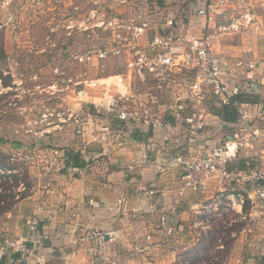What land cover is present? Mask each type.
Segmentation results:
<instances>
[{"label": "rangeland", "instance_id": "1", "mask_svg": "<svg viewBox=\"0 0 264 264\" xmlns=\"http://www.w3.org/2000/svg\"><path fill=\"white\" fill-rule=\"evenodd\" d=\"M157 1L0 0L4 27L0 30L4 37L0 71L13 78L12 87L0 89V94L9 93L0 99V151L19 167L28 166L32 190L53 182L49 171L60 166L58 155L82 146V131L88 132L89 125L101 126L109 101L117 110L143 104L164 115L161 104H167L172 86L161 93L156 80L146 73L143 81L136 61L141 54L149 59L158 56L159 48L151 46L156 38L164 40L160 46L169 38L172 43L186 38L183 25L198 32L201 25L196 10L203 0H162L163 6ZM170 20L175 25L171 34ZM221 22L228 25L230 19ZM252 32L230 31L218 43L222 60L228 69L237 68V79L242 82L249 79L243 81L239 75L249 72L237 63L264 59L262 34ZM120 93L142 96L129 97L123 104ZM95 105L99 112L92 118L79 110ZM226 218L234 216L228 213ZM219 219L223 217L216 221ZM224 260L217 262L225 264L227 258Z\"/></svg>", "mask_w": 264, "mask_h": 264}, {"label": "crops", "instance_id": "2", "mask_svg": "<svg viewBox=\"0 0 264 264\" xmlns=\"http://www.w3.org/2000/svg\"><path fill=\"white\" fill-rule=\"evenodd\" d=\"M252 4L264 21V0H253ZM252 33L262 34L264 46V29ZM250 47L255 51L253 45ZM230 61L234 63L236 58ZM239 77L243 81H253L251 86L255 95L250 96V100L259 101L264 93V71L243 73ZM168 98L167 101L172 103L174 93ZM109 104L115 108L111 101L105 105L107 111L103 113L101 126L98 123L89 125L88 132L82 131L84 136L79 141L82 146L65 149L59 154L60 166L49 171L53 173V182L41 187L39 184L29 197L21 200L11 213L0 219V264H103L87 253L88 244L77 247L72 243L85 229L93 227L101 228L117 238L110 248L115 264H181V255L196 245L206 232L199 225L203 214H195L193 208L198 203L209 205L213 194L219 191H223V198L231 203L229 213L234 218L229 220L230 226L239 222L242 224L239 232L232 233L234 242L225 264H264V222L260 217L249 218L257 202L250 185L228 184L220 188L210 182L206 195L178 197L176 191L181 185L183 167L168 164L178 154L194 157L198 152H204V147L200 148L199 142L193 144L184 138V134L179 135L186 126L183 124L180 129L169 115H163V118L171 121L172 129L154 131L143 122H121L118 119L119 109H111ZM240 108L227 107L225 117L224 108L208 106L210 125L204 138L211 145L210 149L221 146L233 137L238 128L226 127L219 131L218 124L223 116L227 122L238 123ZM79 110L87 112L91 118L99 112L96 105L80 107ZM97 127L100 132L96 130ZM172 137H180L181 145L171 150ZM260 150L264 162V144ZM69 152H72L71 162L67 161ZM74 158L80 164H75ZM142 187L155 188L163 196L148 197L144 195ZM238 193L249 196L246 213L244 204L236 198ZM152 205L165 207L170 212V226L175 229L170 237L158 229L157 220L150 214L149 223L139 219L137 212L146 214ZM39 208L42 210L39 211ZM30 218L36 221V234L30 233L26 226ZM148 234L154 242L166 240L169 244L159 251L136 252V245ZM38 240L41 242L38 243ZM12 241L24 243L30 250L29 255L23 258L16 253L10 246Z\"/></svg>", "mask_w": 264, "mask_h": 264}, {"label": "built area", "instance_id": "3", "mask_svg": "<svg viewBox=\"0 0 264 264\" xmlns=\"http://www.w3.org/2000/svg\"><path fill=\"white\" fill-rule=\"evenodd\" d=\"M252 2L253 0H203L196 10L201 25L198 32H191V25H183L181 30L186 31V38H181L175 43H172V39L169 38V41H165V47L160 46L164 40L156 38L151 46L159 48L158 56L149 59L145 54H141L136 64L138 74L143 81L146 80V77L144 78L146 73L150 79L156 80L161 93L166 92V86H172L175 97L172 103L161 104V107L165 108L163 109L164 115L172 117L180 129L184 124L186 129H182L179 135L184 134V138H188L193 144L199 142L200 148L205 149L204 152H198L194 157L178 154L168 164L171 167H183L181 185L176 195L181 198L189 194L206 195L210 190V182L220 188L228 184H249L251 193L257 201L249 218L260 217L264 222V162L260 150L261 145L264 144V93L259 101L250 100V96L255 95L251 82L239 81L236 74L237 68L228 69L226 62L222 60L221 53L218 52V43L227 32L242 29L247 32H257L264 29V21ZM227 12H231L232 17L227 18ZM227 19H230L228 25L221 22ZM168 26L170 34L173 33L174 21L170 20ZM237 66H244L248 72L264 71V59H253L247 63L239 61ZM146 95L152 97L151 93ZM141 96L134 94L128 96L120 93L118 99L124 104L130 98ZM237 97H242L243 101L236 100ZM211 103L222 110L230 106L242 108L239 111L240 121L238 123L227 122L223 120V117L220 119L219 131L226 127L238 129L231 139L213 149H210L211 145L204 138L210 125L208 124L210 116L208 106L210 107ZM118 119L126 124L130 122L149 124L154 131L172 129L171 121L164 119L150 106L143 104H135L132 110L120 108ZM180 145V137L173 138L170 145L171 150L177 149ZM55 154L58 155V152L56 151ZM239 160L244 161L243 169H240L238 165L232 166ZM141 190L148 197L163 196L155 188L142 187ZM247 197L249 196L243 193L236 194L241 204L246 202ZM222 205L223 191H219L213 194L209 205L205 202L198 203L197 208H193L195 214L207 216L199 223L202 229L206 230L211 227V216L222 217L223 214L232 210L229 201L220 208ZM137 213L139 219L147 223L150 222L148 215L150 214L157 220L158 229L165 232L167 237L175 232V229L170 226V212L165 207L158 208L152 205L146 214ZM26 226L30 233H37V224L32 218L26 221ZM116 241L117 238L113 234L93 227L85 229L72 243L77 247L88 244L87 253L93 259H98L103 264H115L110 255V248ZM37 242L40 243L41 240ZM166 244H169L166 240L154 242L152 236L148 234L136 245L135 251L138 253L159 251ZM10 246L23 258L30 253L24 243L12 241Z\"/></svg>", "mask_w": 264, "mask_h": 264}, {"label": "trees", "instance_id": "4", "mask_svg": "<svg viewBox=\"0 0 264 264\" xmlns=\"http://www.w3.org/2000/svg\"><path fill=\"white\" fill-rule=\"evenodd\" d=\"M157 3L159 6H163L164 1L158 0ZM3 28L4 27H2V24L0 23V30ZM3 40V32L0 31V60L4 58ZM12 80L13 78L11 75H5L4 72L0 71V89L12 87ZM8 95L9 93H1L0 99ZM236 100L243 101L242 97H237ZM226 110L227 107L224 108V116ZM3 112H6V109L3 110ZM224 116L223 118L226 117ZM1 143L2 142L0 141V144ZM71 157L72 152H69L68 162H71ZM76 160L77 159L74 158V163L80 164V162H76ZM237 165L240 169L245 167L243 160H239ZM3 171L4 173L2 174ZM32 187L33 185L30 179L28 166L22 165V167H19L17 162L11 161L10 155L0 151V219L8 213H11L21 200L29 197L32 192ZM245 195L247 196V194ZM226 202L227 199L223 198V205L220 208H222ZM247 204H249L248 200L244 203L245 213L248 210ZM227 214H223V219H219L221 220L220 222L216 221L219 218L218 216H211L210 229L201 235V238L196 245L181 255V264H219L217 261H220V259L222 260L223 257L226 260L234 242L232 231L239 232L242 227L240 222L232 226L226 225L229 223V220L226 218ZM206 218L207 216L203 215V219ZM224 222L226 224H224ZM216 248L219 249L215 252L214 250Z\"/></svg>", "mask_w": 264, "mask_h": 264}]
</instances>
